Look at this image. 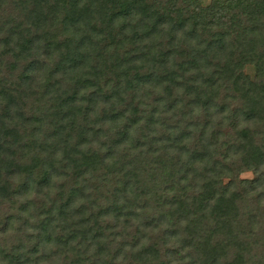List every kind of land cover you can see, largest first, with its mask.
Returning a JSON list of instances; mask_svg holds the SVG:
<instances>
[{"label":"trees","instance_id":"1","mask_svg":"<svg viewBox=\"0 0 264 264\" xmlns=\"http://www.w3.org/2000/svg\"><path fill=\"white\" fill-rule=\"evenodd\" d=\"M263 162L264 0H0V264H264Z\"/></svg>","mask_w":264,"mask_h":264},{"label":"rangeland","instance_id":"2","mask_svg":"<svg viewBox=\"0 0 264 264\" xmlns=\"http://www.w3.org/2000/svg\"><path fill=\"white\" fill-rule=\"evenodd\" d=\"M199 4L203 7L209 5L210 0H198ZM243 74L245 75V77L249 80H253L256 76V68L253 64H247L244 66L243 68ZM225 132V130H224ZM225 134V133H223ZM231 135V133L229 134V136ZM221 153V157L216 155L214 158L210 157V162L214 163L216 162L215 160H218L220 163H222L221 165L224 166V155L226 158L228 157H232L233 159H236V161H238L237 159V155L236 153L232 150L230 151H222ZM214 160V161H213ZM213 161V162H212ZM200 161H198L199 163ZM204 162V161H203ZM209 162V163H210ZM202 164V162H200ZM199 163V164H200ZM236 165L234 167H231V176H229L227 179L224 178L222 180L223 182V187L224 184L226 186V183H228V180H231L233 183V185H229L227 186L228 188V193H236V195H241L244 196V194H247V197H243L244 201H240L239 202L236 201L235 209L237 211V214L239 215V218H241L242 220V215L243 217H247L246 214L247 213H251L253 215H259V213L256 212V207L255 205L252 203V196L256 195L257 193H262L264 194V162L263 164H261L259 170L257 172H255V170H248V168L243 167V165H241L240 163H235ZM263 174V178L259 177V175ZM220 189V188H219ZM221 191L219 192H224V188L220 189ZM259 193V194H260ZM251 200V201H250ZM264 203V199L262 200L261 204ZM264 213V210L263 212ZM242 224L245 225L244 221H242ZM105 234L107 235V233L105 232ZM176 237L177 235H175L173 232L167 233V235H165L164 233H160L158 234L157 238H153L150 237L154 242L157 243V245L159 246L160 249V257L158 258L159 260H157L155 263L153 264H182V262L179 261V258H176L174 256H172L170 254L171 251H174L168 247H171L172 244L175 243L176 241ZM117 243H121L122 239L118 238ZM162 242L166 243V244H171V245H167L168 247H165V245H162ZM54 241L53 243H50L47 245L46 249H49V251H51V247L54 245ZM71 243H74V241H72ZM91 247H92V251H95V244L94 243H90ZM119 245V244H118ZM116 245V246H118ZM102 246V245H101ZM181 256H183L184 252H180ZM178 261V262H177Z\"/></svg>","mask_w":264,"mask_h":264}]
</instances>
